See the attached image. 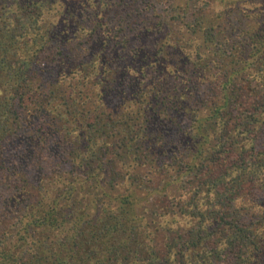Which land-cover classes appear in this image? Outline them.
Listing matches in <instances>:
<instances>
[{
  "label": "trees",
  "instance_id": "16d2710c",
  "mask_svg": "<svg viewBox=\"0 0 264 264\" xmlns=\"http://www.w3.org/2000/svg\"><path fill=\"white\" fill-rule=\"evenodd\" d=\"M0 264H264V0H0Z\"/></svg>",
  "mask_w": 264,
  "mask_h": 264
}]
</instances>
